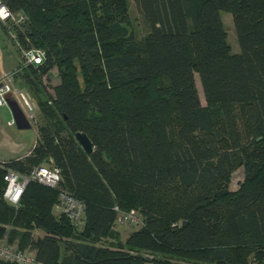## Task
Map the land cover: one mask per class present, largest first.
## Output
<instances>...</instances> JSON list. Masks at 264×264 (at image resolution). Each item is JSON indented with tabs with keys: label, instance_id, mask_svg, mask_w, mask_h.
Returning a JSON list of instances; mask_svg holds the SVG:
<instances>
[{
	"label": "trees",
	"instance_id": "obj_1",
	"mask_svg": "<svg viewBox=\"0 0 264 264\" xmlns=\"http://www.w3.org/2000/svg\"><path fill=\"white\" fill-rule=\"evenodd\" d=\"M132 1L148 25L139 41L127 0H0L4 37L45 54L12 71L36 98V142L0 160V238L40 264H264V0ZM53 68L49 95L41 77ZM42 165L57 186L29 181L16 204L3 197L7 170ZM60 193L82 203L78 220ZM115 207L143 220L124 240Z\"/></svg>",
	"mask_w": 264,
	"mask_h": 264
},
{
	"label": "rangeland",
	"instance_id": "obj_2",
	"mask_svg": "<svg viewBox=\"0 0 264 264\" xmlns=\"http://www.w3.org/2000/svg\"><path fill=\"white\" fill-rule=\"evenodd\" d=\"M128 1V17L129 24L127 25V29L129 33L133 35L135 40H140L142 36L148 30V25L141 16V14L137 11L132 0ZM222 21L224 23V27L227 33V39L231 46L232 52L236 53L238 48V43L236 40V35L233 27L232 15L229 12L222 11L221 12ZM1 22H4V20ZM22 51V52H21ZM18 53L17 45L12 41L11 36H5L0 31V73L6 71L5 69L13 67L16 63L22 65H26L23 60V49ZM15 71V70H14ZM196 76V86L200 95V101L203 106H206L199 79ZM17 83L21 85V89L19 92H22L24 96L31 101L35 106V113L38 109L36 98L31 94V92L25 90V83L23 79H17ZM59 83V76L56 68L50 70L46 75L41 77V84L45 89V93L51 95L53 92V87ZM41 86V87H42ZM20 96V95H19ZM17 95L16 101L19 107H24V102ZM22 110V108H21ZM12 118L10 109L8 105H3L0 107V159L7 160L8 158L16 157V156H24L26 155V151L30 150L32 146L36 142V132L35 127L31 126L29 129H18L15 124L9 126L7 121ZM33 125V124H32ZM25 153V154H24ZM28 153V152H27ZM243 181V168L239 167L236 169L230 178L229 189L231 191H235L238 189L240 183ZM60 209L54 208V211L58 213ZM133 210V209H131ZM115 228L118 230L120 234V238L124 240L128 234L138 229L137 226L116 223ZM38 234V232H36Z\"/></svg>",
	"mask_w": 264,
	"mask_h": 264
},
{
	"label": "built area",
	"instance_id": "obj_3",
	"mask_svg": "<svg viewBox=\"0 0 264 264\" xmlns=\"http://www.w3.org/2000/svg\"><path fill=\"white\" fill-rule=\"evenodd\" d=\"M10 17L7 7L0 2V20H6ZM44 51L40 49H28L23 51V60L25 64H41L44 60ZM12 94L16 99L17 95L21 96L24 102L22 112L29 123L33 124L35 106L29 101L22 92L16 90L13 86V72L0 73V107L7 104L6 94ZM19 96V97H20ZM9 126L14 124L13 118L7 121ZM1 160V159H0ZM3 179L5 188L3 197L10 203L16 204L23 190L29 181H35L46 186L55 187L60 181V173L56 168L42 165L35 167L28 175L23 176L17 172L7 170ZM60 208L71 220H78L83 211L82 203L66 193L59 194ZM118 213V221L122 224L140 227L143 224L141 216L136 210L126 212L114 208ZM0 258L17 264H40L34 255L26 250H20L16 245L7 243L6 237L0 238Z\"/></svg>",
	"mask_w": 264,
	"mask_h": 264
},
{
	"label": "water",
	"instance_id": "obj_4",
	"mask_svg": "<svg viewBox=\"0 0 264 264\" xmlns=\"http://www.w3.org/2000/svg\"><path fill=\"white\" fill-rule=\"evenodd\" d=\"M6 101L10 109L12 118L14 120L15 126L18 129L31 128L32 125L26 119L24 113L22 112L21 108L19 107L17 101L12 96V94L10 93L6 94ZM75 139L86 154H90L94 151V145L92 144L91 140L84 132L77 131L75 133Z\"/></svg>",
	"mask_w": 264,
	"mask_h": 264
},
{
	"label": "crops",
	"instance_id": "obj_5",
	"mask_svg": "<svg viewBox=\"0 0 264 264\" xmlns=\"http://www.w3.org/2000/svg\"><path fill=\"white\" fill-rule=\"evenodd\" d=\"M16 66H17V63H16L13 67L8 68V69H5L6 71H4V72L13 71V70L16 68ZM27 152H29V151L27 150L25 153L27 154ZM25 153H24V154H25Z\"/></svg>",
	"mask_w": 264,
	"mask_h": 264
}]
</instances>
